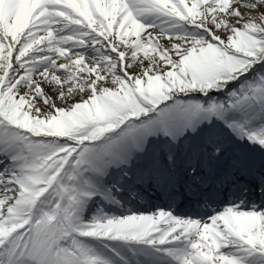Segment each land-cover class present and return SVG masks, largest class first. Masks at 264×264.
Returning a JSON list of instances; mask_svg holds the SVG:
<instances>
[{"label":"snow or ice","instance_id":"1","mask_svg":"<svg viewBox=\"0 0 264 264\" xmlns=\"http://www.w3.org/2000/svg\"><path fill=\"white\" fill-rule=\"evenodd\" d=\"M0 264H264V0H0Z\"/></svg>","mask_w":264,"mask_h":264}]
</instances>
